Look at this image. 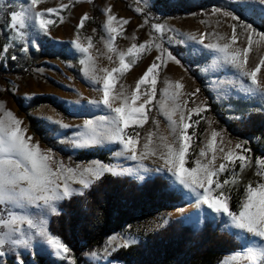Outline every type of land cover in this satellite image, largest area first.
Wrapping results in <instances>:
<instances>
[{"label":"snow or ice","instance_id":"obj_1","mask_svg":"<svg viewBox=\"0 0 264 264\" xmlns=\"http://www.w3.org/2000/svg\"><path fill=\"white\" fill-rule=\"evenodd\" d=\"M42 3L44 0H30L28 7L7 14L9 22L5 27L8 36L6 42L0 45V54L9 53L14 45H20L21 50L27 52L28 46L23 42L28 40L30 31L37 36H48L49 26L56 23L53 17H58L59 22H63L62 13L69 8L68 4L59 8L36 10ZM229 3L238 4L240 12L259 11L261 22L264 23V0H229ZM3 4L4 0H0V5ZM0 11H3L2 7ZM136 11L142 13L143 10L138 7ZM212 11L213 15L230 17L236 22L231 25L230 43L206 44L204 41L207 34H202L199 39L194 34H188L186 40L181 41L182 43L192 41L194 45L202 47L192 46L186 55H202L203 49L218 54V59L224 65L235 69L239 77L246 78L243 82L244 93L248 97H256L264 102V81L258 80V73L264 65V56H261L255 68L249 70L246 67L253 43L264 42V32L257 31L251 23L243 22L239 12L231 10L221 12L220 8ZM111 12L110 7L104 10L105 37L102 39H105L107 51L116 56L118 66L111 68L110 71L107 68L99 69L104 73L102 77L97 75V69L93 67L90 76L87 77L93 86L99 85L93 90L102 94L100 99L89 100L88 104L92 108L100 109L104 114L94 119H85L82 125L76 126L79 130L74 138L67 142L74 148L104 144L118 145L119 151L115 152V156L137 161L138 171H153L143 164V161L149 157L161 160V166L154 170L162 174L167 173L166 178L182 199L193 204L201 216L222 220L238 241L239 249L229 254L222 264H264V157H255L254 160L255 175L260 179L255 182V186L251 181L245 186L239 211L232 210L231 191L240 184L245 170L253 167L252 150L245 147L246 141L237 142L234 148L225 150L221 147L222 130H213L205 147L200 149L198 158L191 161L193 166H186L189 164L193 138L196 135L194 131L189 130L200 123V120L193 119V116L200 117L202 113L208 111V108L206 102L193 108H187L189 103L187 100L181 104L179 101L184 85L179 81H165V87L159 90L164 103L159 105L158 110L168 120L171 141L166 136H160L158 137L160 143H155L153 131L141 137L137 129L142 128L149 121V113L152 111L158 92L157 84L161 68L169 61L183 67V62L180 59L181 54L173 52L165 45L166 33L172 30L159 23L151 25L150 38L147 41L132 43L126 51L118 50L114 42L118 37H123V26L129 24V21L118 19ZM88 19L87 13L80 18L77 33ZM144 23L147 24L148 21L145 20ZM238 29H242L243 32ZM241 35H246L248 46L232 49V45L236 44ZM254 37L258 39L254 40ZM132 39L135 40L136 37L133 36ZM88 40V46H82L78 38L71 41L73 50L81 56V65L92 61L89 54V49L93 46L91 37ZM171 40V37H167V43H171ZM153 48L158 54L129 93L119 81L144 54L150 53ZM11 59L15 60L16 56L12 55ZM108 59L111 61L112 57L109 56ZM199 91L197 89L196 92L188 95L195 96ZM169 100L172 106L165 113ZM117 101L119 106H115ZM3 108V104H0V110ZM177 112L179 122L173 119ZM47 119L50 123L58 125L59 130H69L72 127L61 120ZM22 123L23 121L15 117L11 111L3 112L0 116V257L6 255L5 247L31 251L32 239L36 237L51 255L62 261H68V264H74V260L69 259L70 248L60 237L51 233L48 217L60 215L58 205L61 202L70 200L76 195L84 196L96 183L102 181L105 175L120 176L136 173L132 169H122L100 161L90 162L87 166L79 164L75 167L66 166L62 161L53 159L54 153L51 149L44 151L40 149L38 143H32V137H26V129L21 127ZM152 124L159 127V121L155 118H152ZM50 131L58 130L53 128ZM217 137H220L219 143ZM56 138L60 139L59 133ZM141 139L146 141L142 145V150L137 147ZM228 143L230 144L231 141ZM208 152L212 155L205 162L201 158H207ZM217 152L223 154L221 158L224 162L219 166L215 164L218 158ZM139 178L143 179L142 176ZM74 184L80 187L74 188ZM28 210L33 211L29 214ZM180 211L182 213L183 209ZM115 240V236L109 237L108 244L111 245ZM133 242L125 239L117 247H128ZM115 250L117 249L113 248V251ZM95 255L92 254L93 257ZM17 264H23L20 256H17Z\"/></svg>","mask_w":264,"mask_h":264},{"label":"trees","instance_id":"obj_2","mask_svg":"<svg viewBox=\"0 0 264 264\" xmlns=\"http://www.w3.org/2000/svg\"><path fill=\"white\" fill-rule=\"evenodd\" d=\"M54 1V0H44ZM73 2L74 0H58ZM127 2V0H123ZM30 0H4L0 5V45L6 42L9 22L7 14L14 10L25 8ZM92 16L85 21L99 30L97 17L99 11L96 0L89 3ZM229 0H154L153 11L162 12L166 17L176 18L194 15L201 19L203 15L211 14L213 9L239 12L242 19L245 13L233 8ZM254 12L252 24L254 28L264 32V23L255 22ZM56 23L59 19L53 17ZM28 51H22L20 45H14L7 54H0V77L4 75L25 76L35 68L46 70L56 69L49 60L60 63L74 79L80 80V54H76L71 44L65 40H54L48 36H37L30 31L28 40L23 42ZM15 55L16 59H11ZM189 74L200 84H203L197 71L187 66ZM127 75V74H126ZM125 75V76H126ZM122 77L119 84L125 78ZM49 82H51L49 80ZM20 111L25 113L28 128L40 143L58 153L62 160L74 167L79 161L99 160L111 162V155L118 145L107 147H88L78 149L67 142L73 139L76 128L59 130V126L32 117L27 113L40 104L51 106L64 120H75L80 116L75 109L66 106V101L53 95H34L26 104L13 94L8 93ZM208 104L212 112L223 111V124L230 138L237 142L246 141L245 147L252 150L253 167L242 174L241 182L231 191V209L239 211L244 197L245 186L251 181L253 186L260 178L255 175V157H264V102L256 97L248 99H230L225 105L214 104L211 97ZM230 107V108H228ZM226 115V119H225ZM57 129V132L50 129ZM60 139H57V134ZM203 133V127L197 129L196 138ZM65 142H61V141ZM199 139L193 144L192 156L197 153ZM186 166H192L189 162ZM223 179V177H221ZM187 203L174 190L169 179L164 175H153L139 181L130 175H105L102 181L96 183L84 196H73L70 200L61 202L58 207L60 215L49 216L48 227L52 234L60 237L70 248L69 256L74 264H83V255L100 248L112 234L123 227L146 221L150 216L165 210L184 208ZM33 210L29 211V214ZM239 243L219 218L203 217L199 226L186 223L182 218H172L158 229L144 234L137 243L128 247H120L109 257L120 264H219L222 259L239 249ZM6 255L0 257V264H17V256L23 264H68L45 250L39 238L33 237L32 250H12L5 247ZM34 253V254H33Z\"/></svg>","mask_w":264,"mask_h":264},{"label":"rangeland","instance_id":"obj_3","mask_svg":"<svg viewBox=\"0 0 264 264\" xmlns=\"http://www.w3.org/2000/svg\"><path fill=\"white\" fill-rule=\"evenodd\" d=\"M153 2L154 0H127V2H124L123 0H96V7L99 11V15L97 17L99 30H97V28L93 25H86L84 23V26L79 30L78 33L77 25L79 24L80 18L85 13L88 14L89 19L92 16L91 7L88 0H74L73 2L54 0L44 1V3L38 5L36 10L41 11L49 7L59 8L64 4L69 5V8L62 13L64 17L63 22H58L55 26H53V29L49 31V36L54 40L68 41L70 44L71 41L78 38V42L82 46H88V38L91 37V43L93 46L89 49V54L92 57V61L81 65L79 60L81 76L80 80L74 79L70 72H68L60 63L55 60H49V62L54 67H56V69L50 68L51 70H46L44 68H35L31 71V73L25 76L4 75L3 77H0V104H3L4 106V108L0 110V116L3 115V112L11 111L15 117L23 121L21 127L26 129V137L31 136L32 143H38L41 150L47 151L50 148L40 143L38 137L31 133L28 128L25 113L20 111L15 100L9 96L8 93L13 94L18 99H21L24 102V105L28 100L26 97H31L34 95H53L59 99L65 100L66 106L75 109L80 116L75 120H64L51 106L47 104H40L35 109L27 113L28 115L42 119L47 123H50L47 118H51L53 121L61 120L63 123L72 126L71 128H76V126L82 125L85 119H94L98 115H103L104 113L100 109L92 108L88 104L89 100L100 99L102 94L93 90L94 87H99V85L93 86L87 77L90 76L93 67L97 69V75L102 77L104 73L100 72L99 69L107 68L110 71L111 68L118 66V60L116 56L113 53H109L107 51V48L105 47V39H102V37H105L103 25L106 21V16L104 14V10L110 7L112 9V15H115L118 19L122 18L129 21V24L123 26V37H118L114 42L115 47L118 50L126 51V49L130 47L132 43L139 44L147 41L150 38L151 25L154 23H159L172 30L166 33L165 45L173 52L181 54L180 59L183 62V67L169 61L165 67L161 68L159 81L157 84L158 92L153 102L152 111L149 113V121L142 128L137 129L140 132L141 137H145L147 132L153 131L155 133V143H160L158 139L160 136H166L168 137V140L171 141L172 137L168 128V120L165 118V115L161 114L158 110L159 105L164 103L159 94V90L165 87V81H179L184 85L183 89L181 90L179 101L181 104H183L184 100H187L189 101L187 108H193L197 107L202 102H206L208 108V111L202 113L200 117H196L195 115L193 116V119H199L200 123L198 125H194L189 131H194L197 133V129L202 126L203 133L199 136V138H196V135L193 138L194 142L192 143V147L197 139H199V141L197 153L194 157L192 156L191 149L189 162L198 158L200 149L205 147L207 140L211 138V132L213 130H222L223 144H221V147H224L225 150L234 148L237 141L229 137L228 132L223 125L225 123V121L222 119L223 111L212 112L208 104V100L211 97L212 103L225 105L226 110V104L228 103V100L250 98L243 91V82L246 81V78L239 77V74L235 69L224 65L222 61L218 59V54L212 52L209 49H203L202 55L187 56L186 53L189 52L192 46H202L194 45V42L192 41H187L186 43H182L181 41H185L188 34H194L198 39L202 34H207L204 41L206 44L218 43L223 45L224 43H230L232 36L231 25L236 22L232 21L230 17H225L223 15H213V12L211 14L203 15L201 19H198L194 15L170 18L166 17L160 11L154 12ZM29 5L30 3L26 7ZM138 7L143 10L142 13H138L136 11ZM233 8L235 10H240V6L235 3ZM221 12H223V10H221ZM255 13L257 14L256 18L254 19L255 22L257 24H261L262 22L259 11ZM252 17L253 13H245V19H242V21L252 24ZM56 18L59 19L58 17ZM145 20L148 21L147 24L144 23ZM51 26L52 25H50L49 28ZM94 29L95 31H93ZM256 30L261 32L259 29ZM238 31L243 32L242 29H238ZM133 36L136 37L135 40L132 39ZM167 37L172 38L171 43H167ZM219 37H224V39H219ZM257 39L258 37H254V40ZM247 46L248 44L246 35H241L238 38L236 44L232 45V49L243 48ZM157 54L158 53L155 51V48H153L150 53L144 54L143 57L135 64V66L132 67L129 72H127V75L120 84H123L129 93L135 88L136 81L141 75H143V72L153 62ZM109 56L112 57L111 61L108 59ZM261 56H264V42H261L260 44H256L254 42L251 47L246 67L249 70L255 68V66L259 63ZM187 66H190L195 71H197L200 79L203 81V84L198 83L196 79L189 74ZM49 80L51 82H49ZM258 80L264 81V65L261 66V72L258 73ZM197 89L200 91L195 96L188 95L189 93L196 92ZM115 106H119V101L116 102ZM171 106L172 102L169 100L165 107V113L169 111ZM152 118H155L159 121L158 128L152 124ZM173 119L179 122L178 112L173 117ZM76 129L77 131L79 130L78 128ZM129 130L131 131V128ZM75 134H73V138ZM219 141L220 137H217V142L219 143ZM229 141H231L230 144L228 143ZM144 142H146L144 139L140 140L137 145L138 149L142 150V145ZM107 146H110V144L95 145L91 147ZM116 151H119V146ZM115 152L110 156V163L118 168L132 169L136 174L130 176L139 181L153 175L167 176V173L162 174L154 170L162 164V161L156 159L155 157H149L143 161V164L146 168L153 169V171L144 172L138 171L137 161L126 159L123 156L116 157ZM53 153L54 160L62 161L64 165L70 166L62 160L58 153L54 151ZM211 155L212 153L208 152L207 158L201 159L205 160L206 162V159H210ZM216 155L218 158L215 164L216 166H219L220 163L224 162L221 158L223 154L217 152ZM93 161L99 160L79 161L75 164V166L77 164L87 166ZM53 167H55V165H53ZM140 176H142L143 179H140ZM73 187L79 188L80 185L74 184ZM184 201L187 203L184 208L165 210L150 216L146 221L123 227L121 231L110 236L116 237V240L113 241L111 245L108 244L109 238H107L100 248L85 253L83 255V264H120L109 259L110 255L114 252L113 248H120L117 246L121 245L125 239L134 241L130 245L137 243L144 234L158 229L165 223V221H168L172 218L179 217L182 218L186 223H193L196 226H199L203 216L200 215L193 204L189 203L185 199ZM180 209H183L182 213ZM194 217H199L201 220L200 223L194 220ZM93 253L96 254L94 257L92 256ZM228 256L229 254L226 255L219 264H222V262ZM69 259H71L70 256Z\"/></svg>","mask_w":264,"mask_h":264},{"label":"bare ground","instance_id":"obj_4","mask_svg":"<svg viewBox=\"0 0 264 264\" xmlns=\"http://www.w3.org/2000/svg\"><path fill=\"white\" fill-rule=\"evenodd\" d=\"M194 220H196L198 223L201 221L199 217H194Z\"/></svg>","mask_w":264,"mask_h":264}]
</instances>
